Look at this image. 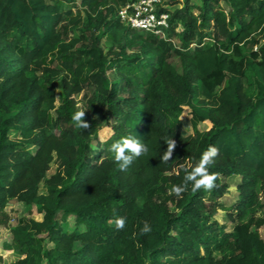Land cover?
Masks as SVG:
<instances>
[{
  "label": "trees",
  "instance_id": "16d2710c",
  "mask_svg": "<svg viewBox=\"0 0 264 264\" xmlns=\"http://www.w3.org/2000/svg\"><path fill=\"white\" fill-rule=\"evenodd\" d=\"M102 1L82 0L94 12ZM222 1L202 0L198 17L184 0L171 16L168 38L115 19L113 35L119 40L131 29L133 38L124 42L155 59L151 76L132 85L129 95L119 96L118 83L106 84L107 78L95 70L105 60L103 51L90 46L78 48L75 55L78 39L63 37L62 22L83 23L81 14L66 6L75 0H0V225L7 219L9 196L36 203L43 212L42 219L22 216L12 226L11 246L19 257L7 262L0 254V264H264V237L257 230L264 224V215L257 214L264 198V78L255 92L243 80L260 55L264 65V47L253 49L264 38V0H224L228 9ZM187 14L185 28L176 31ZM173 34L183 44H174ZM208 34L213 42L196 41ZM249 44L250 56L244 53ZM57 49L68 55L64 66L72 73L71 79H63L64 101L59 105L55 87L42 83L38 74L60 75L61 67L46 61ZM175 53L182 72L171 61ZM86 84L104 86L106 93L97 89L93 105L121 119L105 144L111 148L135 135L149 149L126 171L119 170L112 151L90 153V129L74 126L75 94ZM196 84L207 106L193 103ZM185 106L209 127L183 134L173 126L170 122ZM12 130L20 136L12 137ZM166 137L177 146L163 163ZM209 146L219 149L209 165L218 174L215 187L193 192L189 182L180 197L161 198L164 181L171 187L182 185V166H194ZM53 161L56 170L47 176ZM233 174L240 177L239 198L226 206L218 198L231 186L227 177ZM42 182L45 192L40 191ZM219 206L228 210L232 228L211 218ZM60 214L64 219L74 215L85 228L65 230ZM116 217L126 219L123 229H116ZM145 222L152 231L141 234ZM42 233L54 242L52 247Z\"/></svg>",
  "mask_w": 264,
  "mask_h": 264
},
{
  "label": "rangeland",
  "instance_id": "374dc122",
  "mask_svg": "<svg viewBox=\"0 0 264 264\" xmlns=\"http://www.w3.org/2000/svg\"><path fill=\"white\" fill-rule=\"evenodd\" d=\"M174 0H161V4L169 9L170 13L173 12L177 8H181L184 6V0H176L175 3H171ZM189 4H191L192 12L196 16H200V12L202 10V0H189ZM221 5L226 9L229 8V4L226 1H222ZM67 7H72L74 14H81L83 17V23L80 25L74 26L71 25L68 20H65L61 23L60 29L63 32V37L66 41L71 40L72 38H77L78 42L74 49H72L75 55L78 54V48H86L90 46H96L100 48L103 53L106 55L105 60L103 62L97 63L95 70L101 72L107 81L108 84L110 81H116L118 83L119 96H127L132 92V85L139 84L147 80L153 70L151 69V64L155 62V59L147 53L141 51L140 46H129L128 43L124 42V38H133L132 30H124L121 35V39H117L113 33L112 29L115 27L114 20L118 18V14L121 8L116 0H103L97 6V11L88 9L86 5L83 4L82 0H75L72 3H66ZM89 14L91 16H89ZM190 15L187 14L184 19H180L178 22V26L176 27V31H181L185 28V22L189 20ZM141 32V30H138ZM198 40L213 42L211 35H207ZM172 41L176 45L183 44V40L181 36L178 34H173ZM127 44L124 49L122 44ZM257 46V48H256ZM264 47V38L261 37L260 41L253 43V49H260ZM252 45L249 44L245 47L244 53L248 56L251 55ZM68 58V55L61 52L60 50H55L52 54H50L46 61L53 65L61 67V73L59 76L54 77L50 73L40 72L39 78L42 83H47L56 90V105H59L64 101V90H63V79H71L72 73L70 69L64 66V60ZM86 59L88 57H85ZM262 59L260 55L257 60H253L251 65L247 69V74L243 77V80L248 86V88L255 92L257 89L258 82L262 81L264 78V65L262 66L259 61ZM171 61L175 68L179 71H183V64L181 57L179 54H173L171 57ZM77 63V60L74 61ZM101 94L106 93L105 87L100 86L97 88ZM95 85L86 84L85 88L76 93L77 99V111L78 110H86L85 112V121L89 123L90 127V153H93L99 149L111 151L110 146L106 145L105 142L113 136L115 129L114 124L119 122L120 117L115 114L108 113L103 110H97L92 101L97 99L96 94L98 93ZM202 94L199 88V85L196 84L193 89L192 101L198 105L208 104L206 102H202ZM106 108V107H105ZM52 114L55 115V109L51 110ZM173 126H176L183 134L194 133L197 130H206L209 127V124L198 118L191 106H185L179 115L178 119L174 122H170ZM11 136L17 138L20 136L17 130L11 131ZM29 147L32 150L36 149V146L30 144ZM57 167V163L53 161L51 163V167L47 172V176H50L55 172ZM240 177L237 174H233L227 177V180L231 183V186L228 190L218 198V202L225 204L226 206H231L234 204L239 198V192L236 186V183L239 181ZM164 188L158 192V195L161 198L169 196V190L171 188L169 182L167 180L163 183ZM40 191L45 192L46 187L44 182L41 183ZM5 213L7 214V219L1 222L0 225V254H2L7 262H11L16 260L19 257L18 252L11 246L13 236L11 228L22 216H33L37 219L43 218V212H41L38 208V204L28 202L25 200L18 199L16 197L9 196L7 199L6 206L4 208ZM213 215L211 218L217 219L219 222L226 224L227 228H232L234 221L228 214V210L223 207H216L213 209ZM257 214L264 215V198L262 205L259 206L257 210ZM59 219L62 227L65 230H74V229H84V223H78L75 219L74 215H70L67 218H62L61 214L59 215ZM259 233L264 237V224L257 228ZM215 234L219 233L215 228ZM45 236V243L47 246L52 247L54 242L50 240V238L46 235V233H42ZM216 255H220L219 251H216ZM171 257H167L166 260L169 261Z\"/></svg>",
  "mask_w": 264,
  "mask_h": 264
},
{
  "label": "clouds",
  "instance_id": "9594fccd",
  "mask_svg": "<svg viewBox=\"0 0 264 264\" xmlns=\"http://www.w3.org/2000/svg\"><path fill=\"white\" fill-rule=\"evenodd\" d=\"M86 110L76 111L71 119L74 122V126L77 129H88L89 123L85 121ZM164 143L167 145V150L164 151L161 156V162L167 163L171 160L173 152L176 148V141L172 137H166ZM111 151L114 153V160L117 163L119 170L126 171L136 158L146 155L149 151L147 145L138 139L135 135L121 138L111 146ZM219 155V149L216 146H209L205 150L197 163L194 166L184 167V180L182 185H173L169 194H174L180 197L183 192L188 188L189 182L192 184V191L197 192L201 188L209 191L215 187V181L218 178L217 173L209 171V165H211L215 158ZM115 227L117 230L123 229L126 223L124 217H116L114 220ZM152 231L151 226L145 222L141 228V234H148Z\"/></svg>",
  "mask_w": 264,
  "mask_h": 264
},
{
  "label": "built area",
  "instance_id": "2783aa9c",
  "mask_svg": "<svg viewBox=\"0 0 264 264\" xmlns=\"http://www.w3.org/2000/svg\"><path fill=\"white\" fill-rule=\"evenodd\" d=\"M171 16L161 0H127L121 5L118 14L120 21L127 27L148 31L164 38L169 37ZM196 43L193 41L190 45L195 46Z\"/></svg>",
  "mask_w": 264,
  "mask_h": 264
},
{
  "label": "crops",
  "instance_id": "0c3cea01",
  "mask_svg": "<svg viewBox=\"0 0 264 264\" xmlns=\"http://www.w3.org/2000/svg\"><path fill=\"white\" fill-rule=\"evenodd\" d=\"M5 258V257H4ZM6 260V259H5Z\"/></svg>",
  "mask_w": 264,
  "mask_h": 264
}]
</instances>
